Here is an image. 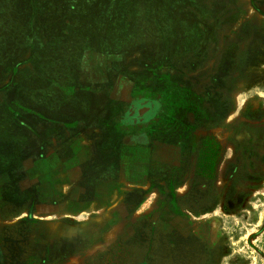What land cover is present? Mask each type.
Returning a JSON list of instances; mask_svg holds the SVG:
<instances>
[{
	"label": "rangeland",
	"instance_id": "1",
	"mask_svg": "<svg viewBox=\"0 0 264 264\" xmlns=\"http://www.w3.org/2000/svg\"><path fill=\"white\" fill-rule=\"evenodd\" d=\"M100 1L96 5L106 9L124 4ZM50 2L0 0V106L14 105V88L22 99L37 88L35 99L24 100L32 103L47 99L44 89L53 88L63 47L70 51L79 30L68 35L64 23L78 10L61 13ZM129 4L128 24L121 8L118 21L100 29L92 46L118 49L127 58L122 47L131 52L143 41L144 56L133 55L129 69L142 68L134 65L137 58L156 62L144 77L151 80L148 88H161L164 100L184 107L160 114L170 126L152 139L160 148L153 164L164 165L165 183L144 191L142 205L131 206L133 217L84 235L69 220L68 236L48 237L44 220H33L27 208L6 206L0 264H264V0ZM140 20L154 38L142 36ZM123 66L119 74H125ZM113 82L129 88L143 81L129 83L123 75ZM10 112L8 119L20 118ZM2 196L18 202L10 191Z\"/></svg>",
	"mask_w": 264,
	"mask_h": 264
},
{
	"label": "crops",
	"instance_id": "2",
	"mask_svg": "<svg viewBox=\"0 0 264 264\" xmlns=\"http://www.w3.org/2000/svg\"><path fill=\"white\" fill-rule=\"evenodd\" d=\"M98 1L66 0L61 5L51 0V7L61 6V13L78 10V21L68 19L66 26L68 35L72 28L79 30L71 38L70 51L63 47L61 70L52 75L53 88H45L47 99L37 103L24 101L35 99L37 88H28L26 99L14 88V105L8 101L0 106L4 110L0 111V144L5 148L0 150V216L6 206L27 208L33 220H44L51 238L68 236L69 220L76 221L75 229L84 235L133 217L131 206L142 203L144 191L165 183L164 165L153 164L160 148L152 139L170 126L160 120V114L173 115L184 108L167 101L169 97L164 100L161 88H148L151 80L144 77L156 62L137 58L134 65L142 63V68L129 69L133 55L144 56L143 41L131 52L122 47L127 58L118 49L92 46L96 33H103L100 29L118 21L115 16L121 8L125 21L128 13L129 19L132 16L129 0L113 9L97 6ZM132 26L129 22L127 28ZM138 27L143 37L153 35L144 20ZM86 41L89 47L78 43ZM120 63L125 74L117 71ZM123 75L128 82L138 78L142 85L129 82V88H115L114 79ZM156 109V115L146 116ZM10 111L14 116L18 112L20 118L8 119ZM2 191L15 193L18 202L2 198Z\"/></svg>",
	"mask_w": 264,
	"mask_h": 264
},
{
	"label": "flooded vegetation",
	"instance_id": "3",
	"mask_svg": "<svg viewBox=\"0 0 264 264\" xmlns=\"http://www.w3.org/2000/svg\"><path fill=\"white\" fill-rule=\"evenodd\" d=\"M75 18H77L76 20L78 21V17H77V16H74V17H72V19H71V18H67V19L65 20V23L68 24V22H69L68 19H71V21L74 22V21H75V20H74ZM60 60H61V59H60ZM53 63H54V65H56V60H55V59L53 60ZM62 63H63V62L60 61L57 65H59V64L62 65ZM57 65H56V68H57ZM114 87H115V85H114Z\"/></svg>",
	"mask_w": 264,
	"mask_h": 264
}]
</instances>
